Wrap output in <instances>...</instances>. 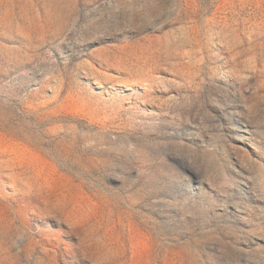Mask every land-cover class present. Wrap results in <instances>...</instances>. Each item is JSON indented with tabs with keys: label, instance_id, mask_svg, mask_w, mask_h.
I'll return each mask as SVG.
<instances>
[{
	"label": "rangeland",
	"instance_id": "1",
	"mask_svg": "<svg viewBox=\"0 0 264 264\" xmlns=\"http://www.w3.org/2000/svg\"><path fill=\"white\" fill-rule=\"evenodd\" d=\"M178 3L0 0V264H264V0Z\"/></svg>",
	"mask_w": 264,
	"mask_h": 264
},
{
	"label": "bare ground",
	"instance_id": "2",
	"mask_svg": "<svg viewBox=\"0 0 264 264\" xmlns=\"http://www.w3.org/2000/svg\"><path fill=\"white\" fill-rule=\"evenodd\" d=\"M164 1H165V0H164ZM183 1H184V0H183ZM185 1H186V0H185ZM162 2H163V1H162ZM176 2H177V4H179V3H178L179 0H176ZM181 5H182V4H181ZM189 8H190V7H189ZM175 9H176V8H175ZM187 10H188V9H187ZM140 11H141V10H140ZM153 11H154V10H153ZM134 12H135V11H134ZM180 12H181V11H180ZM180 12H179V13H180ZM183 13H184V12H183ZM138 15H139V14H138ZM177 15H178V14H177ZM186 16H187V15H186ZM188 17H189V16H188ZM178 18H179V17H178ZM178 18H177V19H178ZM131 19H132V18H131ZM145 19H146V18H145ZM182 19H183V18H182ZM184 22H185V21H184ZM166 37H167V36H166ZM163 38H164V37H163ZM159 39H160V38H159ZM161 39H162V38H161ZM161 39H160V40H161ZM164 40H165V39H164ZM160 42H161V41H160ZM172 43H173V42H172ZM161 44H162V43H161ZM167 44H168V42H167ZM170 45H171V44H170ZM171 46H172V45H171ZM167 48H168V46H167ZM170 48H171V47H170ZM172 49H173V48H172ZM174 49H175V48H174ZM166 51H167V50H166ZM172 51H173V50H172ZM173 52H174V51H173ZM173 52H172V53H173ZM168 53H169V52H168ZM141 57H142V56H141ZM141 57H140V58H141ZM138 58H139V57H138ZM142 60H143V59H142ZM138 61H140V60L138 59ZM141 62H143V61H141ZM137 63H138V62H137Z\"/></svg>",
	"mask_w": 264,
	"mask_h": 264
}]
</instances>
